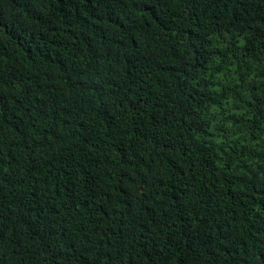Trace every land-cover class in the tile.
I'll return each mask as SVG.
<instances>
[{
	"label": "trees",
	"instance_id": "16d2710c",
	"mask_svg": "<svg viewBox=\"0 0 264 264\" xmlns=\"http://www.w3.org/2000/svg\"><path fill=\"white\" fill-rule=\"evenodd\" d=\"M0 264H264V0H0Z\"/></svg>",
	"mask_w": 264,
	"mask_h": 264
}]
</instances>
